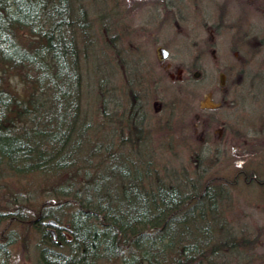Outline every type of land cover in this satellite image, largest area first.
I'll return each instance as SVG.
<instances>
[{"label":"trees","instance_id":"16d2710c","mask_svg":"<svg viewBox=\"0 0 264 264\" xmlns=\"http://www.w3.org/2000/svg\"><path fill=\"white\" fill-rule=\"evenodd\" d=\"M92 27L83 2L0 0V171L7 179L47 183L42 203L33 209L25 199L27 189L12 192L0 185L8 191L0 197V225L16 222L34 229L40 264H245L244 254L255 250L260 237L238 233L224 219L218 197L231 183L205 173L211 166L208 155L195 151V165L204 168L185 180L166 179L147 163L138 182L126 150H109L120 140L106 146L91 142L84 64L95 45ZM247 69L236 73L244 81L255 80L258 93H264V68L256 78H246ZM243 99L242 105L255 103ZM116 100L113 104L125 107ZM231 100L234 106L239 102ZM241 146L249 156L264 148ZM240 169V176H255L264 187L258 171ZM150 177L154 183L146 181ZM208 178L212 181L204 187ZM50 219L60 223L56 240ZM15 230L0 231V264L17 241Z\"/></svg>","mask_w":264,"mask_h":264},{"label":"flooded vegetation","instance_id":"af4514ba","mask_svg":"<svg viewBox=\"0 0 264 264\" xmlns=\"http://www.w3.org/2000/svg\"><path fill=\"white\" fill-rule=\"evenodd\" d=\"M258 11H264V0H131L127 2L125 7L127 24L123 23L121 26L125 27L130 44L117 48L119 51L117 58L120 60L114 62L116 67L122 66L124 70V75L122 74L120 78L127 85V91L123 93L125 107L120 114L113 110L109 120L110 122L115 118L121 121V139H119L121 145H213L209 126L214 119L210 117L202 120L200 116L204 111H216L217 114V111L223 108H229L227 110L232 112V122L226 128L229 136L235 141L233 143L221 141L218 145H264L262 140L264 105L258 101L261 98L264 102V93H258L259 83L255 80L244 81L239 73H236L243 67L248 69L253 65H255L253 68L264 67V32H262L263 28L259 29L257 25ZM136 13L141 15H139L140 22L133 19ZM115 27L116 24L112 26ZM166 29L170 30V35L165 34ZM159 36L165 41L157 46L154 62L148 56L145 46L139 43V39L160 38ZM159 42L160 40L154 41V43ZM231 53L241 56H236L234 61L227 56ZM110 67L112 68V65ZM207 68L221 70L219 88L223 95H227L228 100L226 101L225 98L217 101L213 98L212 91L206 92L199 102V112L195 114L191 123L188 121L189 116L184 112L191 107L195 96L194 86L192 87L190 83L202 82L201 70ZM167 78L172 83L186 86L175 90L168 85ZM207 93H211V99L218 102V106H202ZM231 96L239 101L237 105L234 106ZM244 96L247 98L246 101L251 98L252 102L258 104L256 110H242ZM196 119L197 123L194 122ZM198 120L203 121L205 129L196 139L197 142H193L195 136L193 130L197 128ZM231 127L234 128L233 131ZM116 128L118 127L110 126L112 140H115L113 134ZM139 150L142 153L140 148ZM263 152L264 148L255 154L259 156ZM141 170L140 166L137 167L138 182H140ZM204 171L210 172L209 168H204ZM129 177L128 174V180ZM153 178L155 181L156 178ZM214 178L227 181L225 177L217 174ZM252 179L263 182L255 176L249 178ZM154 181L147 182L154 183ZM211 181L212 178H208L204 187H207ZM203 193L205 191L202 189L198 196H202ZM192 194L197 196V193Z\"/></svg>","mask_w":264,"mask_h":264},{"label":"rangeland","instance_id":"374dc122","mask_svg":"<svg viewBox=\"0 0 264 264\" xmlns=\"http://www.w3.org/2000/svg\"><path fill=\"white\" fill-rule=\"evenodd\" d=\"M129 1L131 0H76L77 3L83 2L87 6L93 18L92 30L96 40L94 48H92L88 60L84 64V107L86 108L87 118L92 123L90 133L91 142L97 141L104 144L103 146H106L107 143L112 141L110 126L118 127L115 129L113 139L117 141L121 139V121H117L115 118L113 121L109 122V120L113 110L117 111V109H120L122 111L124 109L122 108L123 104L120 105V102L118 105L113 104V101L116 100L115 96L117 97L118 95L120 97L117 99L122 102L124 93L122 90L125 92L127 91L126 82L122 83L120 78L122 74L124 75V70L122 66L116 67L114 62H119L120 60L117 58V48L130 44V38L126 35L124 30L125 27H122L123 23L127 24L128 18L125 14V7ZM139 15L140 13L134 15V21L140 22L141 15ZM113 19H115V21H113ZM114 24H116V27L112 28ZM257 25L259 29L263 28L262 32H264V11H258ZM165 34L170 35V30L166 29ZM159 37L160 38L139 39V43H141V46H145L146 51H148V56L151 58V61L154 62L157 56V46L165 41L161 36ZM156 40H160V42L154 43ZM227 56L235 61L236 56L241 55L237 54L235 56L231 53L227 54ZM254 66L255 65H253V67ZM261 69L262 68L247 69L244 73L245 77H259L257 73ZM159 70L163 73L160 68ZM220 71V69L215 68L201 70L202 82L199 84H195V82L190 83L192 87L194 86L195 96L191 102V107L185 109L184 112L189 116L188 121H191V123L195 118V114L199 112V102L203 99L206 92L212 91L213 98L217 101H222L226 98L227 95H223L222 90L219 88L218 80ZM167 81H169L168 78ZM168 85L175 90L186 86L178 85L170 81ZM246 85L247 84H244V86ZM231 98H233V96H231L230 99ZM260 99H258L259 102L263 100ZM118 100L116 101L118 102ZM227 100L228 97L226 98V101ZM226 103L229 105L228 102ZM257 106L258 104L255 103L252 105H242V108L246 110H256ZM227 109L229 108L219 109L217 114H215L216 111H204L201 113L200 118H202V120L210 117V119H214V122L209 126L211 143H213V145H112L109 150L111 151L113 149L116 151L122 148L126 150L125 154L131 157L136 167L140 166L141 168V165L142 167H146L148 163L150 169L154 173L158 172L166 179L173 177L175 180L179 178L185 180L195 175V173L201 172L197 170L203 167H198L194 163L193 156L196 150L203 155H208L211 161L210 173L223 175L229 180L227 182L231 183L228 186V191L226 193H220L221 197H218V209L224 216V219H226L227 223L232 227H235L238 233L242 230L246 232L247 235L250 233L251 235H259L260 237V242L255 250L244 254L245 260H248L245 264H264V189L259 188V185L256 183L252 184L251 181L244 179L243 176H236L238 171L241 170L240 167L245 165L258 171L264 178V152L258 157L251 158V155L244 154V151L243 154L240 153L243 150L242 146L237 148L238 145H218V142L221 141H228L231 143L235 141V139L229 136V131H227L226 128L229 123L232 122V112ZM190 112L191 115H189ZM196 121L197 119L194 122ZM201 121L198 120L197 128L193 130L195 134V136H193V142H197L196 139L202 135L205 129V125L203 121ZM139 148L142 150V153H140ZM96 158L99 159L100 156ZM120 159L124 160V157ZM204 159L208 160L207 156H205ZM144 169L145 168H143V170ZM235 177L239 181L237 184L234 183L235 185H233V178L235 179ZM151 180L154 181V178L146 179V181ZM38 183H41L40 180ZM46 184L44 185L43 183L42 185L46 186ZM0 185L6 186V188L9 189L8 191L12 192H17L18 190H23L20 188H24V190L20 192L24 193L27 189L25 193L28 192L32 198L30 201L31 209L39 207L43 201V196H41L43 189L42 185L39 187L41 191L34 189V186H37L36 181H16L7 179V175H5L0 176ZM8 191L3 192L0 190V197L6 196ZM35 191H37V194L33 196V192ZM23 210L22 208V211ZM29 211L30 210L25 209L24 213H29ZM31 214H33V211H31ZM208 216L210 217L211 215L208 214ZM5 226H11V228L16 229L14 234L16 235L17 241L13 245H10V256L9 258H5L3 263L40 264L36 259L35 246L39 239V234L26 224H17L16 222L2 223L0 225V231H3ZM235 263L240 264V262L237 261H235ZM99 264L118 263L114 261H104Z\"/></svg>","mask_w":264,"mask_h":264},{"label":"water","instance_id":"95a60500","mask_svg":"<svg viewBox=\"0 0 264 264\" xmlns=\"http://www.w3.org/2000/svg\"><path fill=\"white\" fill-rule=\"evenodd\" d=\"M162 50L164 52H167L165 49L162 48ZM196 75H198V73H196ZM223 76V75H222ZM205 100L204 102L202 103V106L204 107H215V106H218L219 103L218 102H214L212 99H211V93H207L206 96H205ZM49 222L54 225L56 224V220L55 219H50ZM51 233L53 235V238L56 240V231L53 229V227L51 228Z\"/></svg>","mask_w":264,"mask_h":264},{"label":"bare ground","instance_id":"6f19581e","mask_svg":"<svg viewBox=\"0 0 264 264\" xmlns=\"http://www.w3.org/2000/svg\"><path fill=\"white\" fill-rule=\"evenodd\" d=\"M5 175H7V174L5 173V171H2V170H1V171H0V176H5ZM32 180H35V181H36V184H37V186H34V189H35V190H38V191H41V188L39 189V187H40L42 184H41V183H38L39 180H38V179H32ZM40 182H41V181H40ZM38 184H39V185H38ZM151 185H152V184L147 183V186H151ZM141 187H142V186H140L139 188H141ZM25 199H26L27 202H30L31 199H32V198H31V195L28 194L27 196H25ZM30 204H31V202H30ZM56 222H57L56 224L52 225V226H53V229H54L55 231H56V227H58V226L60 225V223H59L57 220H56ZM62 225H63V226H66L67 224H65V225L62 224ZM62 231L65 232V233L67 232V230H64V229H63ZM56 239H57V236H56Z\"/></svg>","mask_w":264,"mask_h":264}]
</instances>
